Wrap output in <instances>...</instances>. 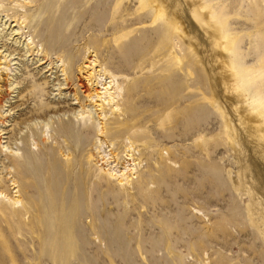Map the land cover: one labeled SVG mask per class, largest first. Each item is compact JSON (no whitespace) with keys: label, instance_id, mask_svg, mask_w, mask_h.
I'll use <instances>...</instances> for the list:
<instances>
[{"label":"rangeland","instance_id":"374dc122","mask_svg":"<svg viewBox=\"0 0 264 264\" xmlns=\"http://www.w3.org/2000/svg\"><path fill=\"white\" fill-rule=\"evenodd\" d=\"M195 1L0 0V92L13 109L0 129L14 130L22 161L30 148L44 166L28 194L10 186L11 163L0 157V186L21 204L0 199V264H264V119L243 98L225 45V35L242 40L238 61L255 72L249 90L264 102V0ZM197 13L221 19L219 41ZM170 21L185 34L167 43ZM13 31L17 51L4 42ZM173 56L183 64L173 66ZM109 77L121 90L118 114L101 107L113 93ZM63 99L79 104L29 118ZM96 146L112 154L109 166ZM99 167L129 180L118 187Z\"/></svg>","mask_w":264,"mask_h":264},{"label":"bare ground","instance_id":"6f19581e","mask_svg":"<svg viewBox=\"0 0 264 264\" xmlns=\"http://www.w3.org/2000/svg\"><path fill=\"white\" fill-rule=\"evenodd\" d=\"M187 2V4L189 5V7H196L197 6V3L195 0H185ZM259 4V3H258ZM146 5V3H143L141 2L140 5H139V8H142ZM15 6L19 7V4L16 2ZM256 10V9H255ZM222 14V13H221ZM262 14V13H260ZM222 16V15H221ZM195 19L200 22V25L202 27V29L204 30V32L206 33V35L209 37L210 40H220L219 39V35L220 33L218 32V27L221 25V19L219 18H216L215 21L212 23L210 22L209 18L205 17L203 14L201 13H197L195 14ZM223 17V16H222ZM159 18L161 19L162 17L159 16ZM157 17V20L159 19ZM41 22V21H40ZM48 20L44 21V22H41L40 24L42 25V30L44 33L46 34H50V26L48 24ZM215 26V29H213V27ZM165 29H166V35H165V40L166 42L168 43L170 41V37L172 36L171 33L173 32H180L181 34H185V28L183 27V22L181 21H176V22H167L165 24ZM171 31V32H169ZM15 31H13V34H8V37L5 38L4 42H8V44L11 46L13 45L15 51H17L19 49V46H15L17 45L16 43V39H14V36L16 34H14ZM203 34V33H202ZM13 35V36H12ZM204 36V34H203ZM175 39V38H173ZM176 40V39H175ZM62 40L61 39H57V43L62 46ZM242 40H235V38L233 37H228L227 35H225V45L228 46V52L232 58V62L230 63V65L228 66V69L229 71L231 72L232 76L236 79L238 85H242L243 88H244V99L249 102L251 105H253V108L252 110L255 111V113L257 114V119H264V102L262 100V98L257 94H252V92L249 90L250 88V84L255 80L253 75L255 74V72H252V70H249L248 68L242 66L239 61H238V56H237V52H236V47L239 46V43L241 42ZM209 41L206 40V43H208ZM224 43V40L222 41ZM238 48V47H237ZM21 51V50H20ZM5 52V51H4ZM19 54V52L17 53V55ZM11 55L9 54L7 57H10ZM6 57V56H5ZM12 60H15V59H12ZM170 61L173 63V66L175 67H178L180 65L183 64V58H178L176 56H173L170 58ZM124 62V61H123ZM122 62V63H123ZM192 63V62H191ZM189 64V63H188ZM41 65V64H40ZM226 68V67H225ZM262 69V71H260ZM254 70V69H253ZM64 72V69L61 70V73ZM257 72H259V76L258 77H262L264 76V63L262 65H260L258 68H257ZM57 72L53 73V74H56ZM110 74V73H109ZM90 75V74H89ZM88 75V76H89ZM50 76V75H49ZM49 76H46L47 80H49ZM111 76V75H110ZM53 77H56L53 76ZM52 77V78H53ZM113 77V76H112ZM112 77H109L110 81L108 82L109 86L111 87L110 90H113V93L111 92H107V98L103 99L102 100V104H101V107H103L104 105H111V104H114L112 107H114L112 109V114L113 113H119L120 112V109L118 108V105L120 103V101L122 100L121 99V90H119V86L115 83V81H113ZM219 77V82L221 84H223V81L224 79L226 80L227 78V69L225 71V75H224V72H220V74L218 75ZM53 80V79H52ZM54 80H57V78H55ZM53 80V81H54ZM58 83L55 85L58 86V87H61V90L62 89V84H60V80L57 81ZM49 81H45L44 80V83L42 84L43 86H46V85H49L48 84ZM54 84V83H52ZM114 85L116 87H114ZM143 86V85H142ZM226 86V85H225ZM4 87V90H6V83H5V80L3 82V84L1 85V88ZM9 87L13 90L16 89V84L14 83H11L9 85ZM19 89V88H18ZM21 89V88H20ZM20 89L18 90L17 92V95L15 96V98H19V102H21V100L23 99L22 95L23 93H21L22 91H20ZM60 90V88H59ZM26 91V90H25ZM24 91V92H25ZM94 95L96 98H99V93L98 91H94ZM87 98L88 99H92V97L94 95L91 94V91L90 90H87ZM128 95V94H126ZM101 98V97H100ZM3 100H4V92H0V107L3 105ZM76 100V98H75ZM19 102H13L14 104H18ZM134 103V102H133ZM52 104H55V103H52ZM79 103H74V104H71V103H67V101L65 99L59 101L56 103V105H53V106H45V107H40L34 111H31L29 113V118H32V117H41L42 114H46L48 113L49 111H58V110H63V109H68V110H72L71 109V106H75V105H78ZM135 106V105H134ZM3 108H7L9 109V111H6V115L5 117L3 118L2 115L0 116V122L2 125H4V127H10V126H7V124H4V123H7V119L9 117V113L13 110L11 106H6V105H3L2 106ZM16 107H19V106H16ZM97 107H100L99 105ZM44 108V109H43ZM134 109V108H133ZM139 112V111H138ZM87 113V111H84L81 109V112L78 114L79 116H83ZM127 113V112H126ZM135 113V112H134ZM140 113V112H139ZM142 113V112H141ZM125 114V113H124ZM138 115V114H137ZM130 116V115H128ZM119 118V117H118ZM130 118V117H129ZM131 118H133L131 116ZM135 120V119H134ZM10 121H8L9 123ZM90 121L88 120V123ZM14 123V122H13ZM17 124H19L17 121L15 122ZM22 123H23V120H22ZM90 126H91V122L89 123ZM20 125V124H19ZM62 130L66 133V125H62ZM106 130V129H105ZM14 132V130H11L9 132H6L4 129H0V157H4L5 159H7L9 161V163H11V168H7L8 171V178H7V182L10 183V186L13 187V189H17L19 188L20 184H24V189L27 191L28 194H35L37 191H36V187L34 186V179L37 175H41V173L43 172L44 170V166L41 165L40 163L34 161V159L32 158V152L30 151V148L29 149H26L29 151V157L30 158L29 160H25V161H22L20 159V157L18 156V152L17 150H14L13 149V145L11 144V141H14L16 139H13L12 136H10V134L12 135ZM97 133V136H102V135H105V131L103 128H97V130L95 131ZM117 133V132H116ZM115 133V134H116ZM119 133V132H118ZM34 134V133H33ZM113 134V132L111 133ZM120 134V133H119ZM35 135V134H34ZM129 135V134H128ZM28 138V137H26ZM6 140V141H4ZM4 141V142H3ZM42 144H45L46 141L43 140L42 138ZM66 142H64L65 144ZM106 143L104 140H99V144L98 146L102 147L104 146ZM15 146V145H14ZM98 146H96V152L99 156V159L100 161L102 160L103 163L106 164V166H109V163H108V158L106 159V156L109 157L110 155L112 154H106L105 151H100V148H98ZM131 148V145L130 147ZM95 152V153H96ZM70 156V155H68ZM113 157V156H112ZM66 161H67V158H66ZM98 163V162H97ZM96 163V164H97ZM9 165V166H10ZM97 166V165H96ZM124 167V166H123ZM3 168H5V165H3ZM101 169H99V171L102 173L101 175L103 176V178H108V179H111V180H115L117 181L116 184L118 185V187H122L125 185V183L128 182V178L125 177L126 175H124V173L121 174V176H117L115 174H113V170H111L110 168H108L107 170L104 169V167H99ZM53 169V168H52ZM123 170H126V167L123 168ZM158 171V170H157ZM108 172V173H107ZM61 173L64 174V175H68V169H64V170H61ZM115 177H117V179H115ZM1 180H2V176L0 177ZM0 180V182H1ZM125 180V183H123ZM40 183L43 186V189L42 191L43 192H47L49 189V186H47V182L43 179H40L39 180ZM19 184V185H18ZM124 188V187H123ZM19 190L16 191L15 193H18L19 194ZM63 194H65V188L63 187ZM4 193V194H3ZM6 190L3 189L2 186H0V199L3 197V199L7 200L8 198L5 196L6 194ZM66 195V194H65ZM8 201H10V205L13 206L14 209H17L19 206H21L20 204V200H19V195L18 196H14L10 199H8ZM0 205H2V207L5 205L4 203H0ZM13 209V210H14ZM22 213H25V211L23 210ZM26 213H28L26 211Z\"/></svg>","mask_w":264,"mask_h":264}]
</instances>
